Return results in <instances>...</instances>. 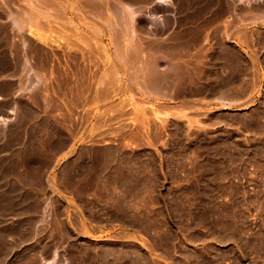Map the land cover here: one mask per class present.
<instances>
[{
	"label": "rangeland",
	"instance_id": "1",
	"mask_svg": "<svg viewBox=\"0 0 264 264\" xmlns=\"http://www.w3.org/2000/svg\"><path fill=\"white\" fill-rule=\"evenodd\" d=\"M24 1L0 16V264L54 251L67 264H264V0H99L103 17L35 2L47 16L31 31ZM127 3L141 7L137 64L135 42L112 39L111 9ZM25 61L40 76L26 89Z\"/></svg>",
	"mask_w": 264,
	"mask_h": 264
},
{
	"label": "bare ground",
	"instance_id": "2",
	"mask_svg": "<svg viewBox=\"0 0 264 264\" xmlns=\"http://www.w3.org/2000/svg\"><path fill=\"white\" fill-rule=\"evenodd\" d=\"M27 3H25V5L27 4V5H30L29 6V8H30V11H28L29 10V8H28V6H27V8H28V10H25V11H23L24 9H27L26 8V6H25V8L23 9V7H22V10H21V7L19 8L20 10H21V12H24V14H25V16L26 17H21V15L23 14H20V15H16L15 13H16V11H15V13H14V15H16V16H14L13 15V10H12V12H10V13H12L11 15H12V17H10V19L12 20V18L13 17H15L12 21L13 22H11L12 24H14L15 25V28H16V25H21L24 21L22 20V19H25V25H21V26H23L24 28H25V30H27L28 29V31H29V28L31 27V25L32 26H36L37 25V23H36V21H35V18L37 17V16H41V14H42V19L44 18V15L43 14H45V13H47V12H45L46 10H44V9H42V7H41V9L42 10H44V11H42L41 9H40V11H42V13L41 14H39V15H37L38 14V12H39V10H37V8L39 7L38 6V4H35V2H41V3H43V4H46V6L48 5V3L50 2L51 4L52 3H54V5H51L50 3V5H48L49 7L51 6V8H49L48 7V9H52V8H55V9H57L58 7H60L59 5H58V7H56L57 5L55 4V3H57L56 1H58V3L57 4H59L60 2H59V0H25ZM24 1V2H25ZM105 1V0H104ZM103 1V2H104ZM134 1V0H133ZM153 1V0H152ZM157 1V3L159 4V3H162V4H164V5H169V3H170V0H156ZM231 1V0H230ZM248 2H252V1H257V0H247ZM246 1V2H247ZM0 2H3V4H6V5H8V6H4L3 4H1L0 3V16H1V18H2V15H5V13H3V10H4V7H6V8H10L11 7V4H10V2H11V0H2V1H0ZM23 2V1H22ZM80 2V1H79ZM84 2V3H83ZM107 2V1H106ZM137 2V1H136ZM145 2V1H144ZM209 2H211V1H209ZM233 2V1H232ZM244 2V1H243ZM242 2V3H243ZM40 3V4H41ZM81 3H83L84 5H86L89 9H93L94 8V10H97V11H95L96 13H98L97 15L100 17H103V13H105V11H107V8L108 7H106V6H103V5H105L104 3H102L101 4V2L98 0H81ZM112 3V2H111ZM135 3V2H134ZM227 3V2H226ZM10 4V5H9ZM20 4V3H19ZM230 4V3H229ZM254 4V3H253ZM16 5V4H15ZM63 5V4H62ZM122 5H123V3H122ZM137 5V4H136ZM155 5V4H154ZM227 5V4H226ZM251 5H252V3H251ZM23 6V5H22ZM38 6V7H37ZM76 6V5H75ZM142 6V5H141ZM162 6V5H161ZM45 6L43 5V8H44ZM106 7V9H104V11H103V13H102V11L101 10H103V8H105ZM138 7V6H137ZM137 7H135V6H128V3H127V6H119V4H118V6L117 5H115V6H113L112 7V9H111V14H112V12H113V14L116 16V20L117 21H115V18H114V16L112 15V18H110L111 19V21H112V19L114 18V20H113V22L115 23L116 22V24H114L113 22H111V23H113L115 26H117V28L116 27H114V25H113V27L112 28H116L115 29V31H113V32H116L114 35H112L113 36V38L112 39H115V41L116 40H119V37L121 38L122 37V39H123V37L124 38H126L129 42H131L132 43V41L133 42H135L134 44H131L130 45V47L129 48H127V46H126V48H127V53H129V55H128V57L130 56L131 58H132V60H134V63L136 62V61H138V60H140L142 57V55H140V53H142L141 52V44H140V42H138V40H139V34H138V29H140L141 27H138L139 25V22H138V16H139V9L141 8H138L137 9ZM147 7V6H146ZM170 7V6H169ZM172 7V6H171ZM254 7V6H253ZM6 8H5V10H6ZM40 8V7H39ZM38 8V9H39ZM47 8V7H46ZM76 8V7H75ZM110 8V7H109ZM168 8V7H167ZM11 9H14V8H10V10ZM17 10V9H16ZM20 10H18L17 12H20ZM33 10H35L36 12H34ZM77 10H79V9H77ZM76 10V11H77ZM93 10V11H94ZM143 10V9H142ZM146 10V9H145ZM52 11V10H51ZM57 11H58V9H57ZM56 11V12H57ZM60 11V10H59ZM61 11H63V9H61ZM110 11V10H109ZM152 11V10H151ZM148 12V19H150V15L151 14H155L154 12ZM45 12V13H44ZM55 12V11H54ZM78 12V11H77ZM37 13V14H36ZM51 13V12H50ZM63 13V12H62ZM95 13V14H96ZM99 13H102V15L101 14H99ZM7 14V13H6ZM9 14V13H8ZM19 14V13H18ZM55 14H57V13H55ZM81 15V14H80ZM93 15V14H92ZM143 15V14H142ZM145 15V14H144ZM170 15V14H169ZM9 16V15H8ZM23 16V15H22ZM46 14H45V19H46ZM78 16V15H77ZM83 16V15H82ZM106 16V15H105ZM235 16V15H234ZM259 16V15H258ZM264 16V15H263ZM262 16V17H263ZM7 17V16H6ZM22 19H21V18ZM65 17V16H64ZM67 17V16H66ZM65 17V18H66ZM98 17V18H99ZM143 17H145V16H143ZM146 17V18H147ZM257 17V16H256ZM5 17H3V19H4ZM41 18H39L40 20H41ZM59 18V17H58ZM62 18V17H61ZM92 18V17H91ZM95 18V17H94ZM97 18V17H96ZM166 18L167 17H165V21H166ZM260 18V17H259ZM6 19V18H5ZM4 19V21L5 22H9V18L8 19H6V20H8V21H6ZM39 19H37L36 18V20L38 21ZM85 19V18H84ZM138 19V20H137ZM178 19V18H177ZM257 19V18H256ZM108 20V19H107ZM107 20H105L106 22H104L105 24L107 23ZM151 20V19H150ZM254 20V19H253ZM258 20V19H257ZM33 21H34V23H33ZM41 21H43V20H41ZM80 21H81V19H80ZM84 21V20H83ZM102 21V20H101ZM165 21H164V23L163 24H165ZM52 22V21H51ZM31 23H33V24H31ZM44 23V22H43ZM69 23V22H68ZM93 23H94V21H93ZM109 23V22H108ZM118 23V24H117ZM9 24V23H8ZM29 24H30V27L29 28H27V27H25V26H29ZM36 24V25H35ZM40 24V25H39ZM49 24V23H48ZM60 24V23H59ZM70 24V23H69ZM90 24H92L91 22H90ZM4 25H6V24H4ZM95 25V24H94ZM98 25V24H97ZM143 25V24H142ZM10 25H8V27H9ZM20 26V27H21ZM39 26H41L42 27V25H41V22L40 23H38V25L35 27V29L37 30V28H40ZM48 26V25H47ZM159 26V25H158ZM166 26V25H165ZM5 27V26H4ZM8 27H6V28H8ZM22 27V28H23ZM49 27V26H48ZM47 27V28H48ZM67 27V26H66ZM87 27V26H86ZM143 27H144V25H143ZM0 28H1V26H0ZM11 28V27H10ZM14 28V29H15ZM22 28H19V30H21ZM23 28V29H24ZM27 28V29H26ZM43 28V27H42ZM41 28V29H42ZM49 28H51V27H49ZM88 28H90V27H88ZM146 28V27H145ZM166 28V27H165ZM170 28V27H169ZM22 29V30H23ZM34 29V30H35ZM44 29V28H43ZM56 29H58V28H56ZM68 29H70V28H68ZM155 29V28H154ZM10 29L8 28V30H7V32L9 31ZM16 30V29H15ZM63 30V29H62ZM117 30V31H116ZM141 30V29H140ZM143 30H145V29H143ZM162 30V29H161ZM163 30H164V28H163ZM1 31H3L2 29H1ZM0 31V32H1ZM6 31V30H5ZM30 31H31V28H30ZM39 31V30H38ZM45 31V30H44ZM43 31V32H44ZM73 31V30H72ZM71 31V32H72ZM71 32H70V34H71ZM117 32H118V34L120 35V36H116V35H118L117 34ZM154 32V31H153ZM3 33V32H2ZM10 33V32H9ZM8 33V34H9ZM15 33V32H14ZM34 33V32H33ZM46 33H48V32H46ZM45 33V34H46ZM51 33V32H50ZM55 33V32H54ZM62 33H64V32H62ZM29 34H30V32H29ZM58 34V33H57ZM60 34V33H59ZM103 34V33H102ZM176 34H178V33H176ZM13 35V34H12ZM16 35V34H15ZM35 35V34H34ZM41 35H43V34H41ZM47 35V34H46ZM49 35V34H48ZM68 35H69V33H68ZM82 35V34H81ZM80 35V36H81ZM175 35V34H174ZM173 35V36H174ZM8 37H9V35H7ZM6 36V37H7ZM14 36V35H13ZM19 36V35H18ZM29 36V35H28ZM63 36V35H62ZM61 36V37H62ZM65 36V35H64ZM71 36V38H72V35H70ZM75 36V35H74ZM139 36V37H138ZM176 36V35H175ZM2 37V36H1ZM5 37V36H4ZM20 37V36H19ZM27 37V36H26ZM41 37V36H40ZM45 37V36H44ZM56 37V36H55ZM59 37V36H58ZM76 37V36H75ZM89 37V36H88ZM142 37V36H141ZM166 37H168V36H166ZM172 37V36H171ZM34 38V37H33ZM38 38H39V36H38ZM145 38V37H144ZM174 38V37H173ZM172 38V39H173ZM196 38V37H195ZM195 38H193V39H195ZM6 39H8V38H6ZM44 39V38H43ZM66 39V38H65ZM87 39V38H86ZM86 39L84 40V42L86 41ZM92 39V38H91ZM146 39V38H145ZM151 39V38H150ZM157 39H158V37H157ZM166 39V38H165ZM169 39V38H168ZM20 40V39H19ZM30 40V39H29ZM29 40H27V41H29ZM32 40V39H31ZM34 40H36V39H34ZM54 40H55V38H54ZM61 40V39H60ZM70 40V39H69ZM73 40V39H72ZM148 40V39H147ZM174 41H175V38L173 39ZM178 40H179V38H178ZM186 40V39H185ZM18 41V40H17ZM26 41V40H25ZM49 41V40H48ZM81 41V40H80ZM79 41V42H80ZM97 41V40H96ZM127 41V42H128ZM140 41V40H139ZM142 41V40H141ZM177 41V40H176ZM196 41H197V39H196ZM2 42V41H1ZM10 42H12V41H10ZM30 42V44L29 43H27V44H29V46H30V49H31V46L34 44L33 42V44L31 43V41H29ZM47 42V41H46ZM62 42V41H61ZM69 42V41H68ZM73 42H75V41H73ZM78 42V41H77ZM143 42V41H142ZM145 42H146V40H145ZM153 42V41H152ZM156 42V41H155ZM160 41H158V43H159ZM171 42V41H170ZM179 42V41H178ZM12 43H14V42H12ZM59 43V42H58ZM66 43V42H65ZM81 43V42H80ZM87 43V42H86ZM115 43H117V41L115 42ZM157 43V42H156ZM161 43V42H160ZM168 43V42H167ZM166 43V44H167ZM181 43H183V41L181 42ZM9 44V43H8ZM62 44V43H61ZM179 44V43H178ZM2 45V44H1ZM16 45V44H15ZM22 45V44H21ZM36 45V44H35ZM39 45V48H40V46H42V43H41V45L40 44H38ZM38 45H36L37 46V48H38ZM44 45V44H43ZM46 45H47V43H46ZM52 45V44H51ZM51 45H50V48H51ZM58 45V44H57ZM59 45H60V43H59ZM64 45V44H63ZM62 45V46H63ZM78 45V44H77ZM84 45H86V44H84ZM88 45V44H87ZM102 45V44H101ZM119 45V44H118ZM122 45V44H121ZM124 45V44H123ZM156 45H158V44H156ZM169 45V44H168ZM12 46H14V45H12ZM48 46V45H47ZM52 46H54V45H52ZM73 46H75V48H76V45L74 44ZM81 46H82V44H81ZM89 46V45H88ZM97 46V45H96ZM116 46H117V44H116ZM186 46H184V48H185ZM3 48H4V46H3ZM5 48H6V46H5ZM9 48H10V46H9ZM18 48V46L16 45V49ZM45 48H46V46H45ZM71 48H72V46H71ZM98 48H100V46H98ZM120 48H121V46H120ZM122 48H123V46H122ZM161 48H162V46H161ZM163 48H164V45H163ZM166 48H168L167 46H166ZM172 48H173V46H172ZM175 48H176V46H175ZM19 49V48H18ZM17 49V50H18ZM28 49V48H27ZM29 49V50H30ZM41 49V48H40ZM40 49H38V50H40ZM49 49V48H48ZM52 49H54V48H52ZM70 49V48H69ZM82 49V48H81ZM103 49V48H102ZM178 49H180L179 48V46H177V51H180V50H178ZM33 51H34V49H32ZM42 50V49H41ZM80 50V49H79ZM94 50V49H93ZM116 50V52H120V53H122V51L123 50H121V49H119V46H117V48L115 49ZM155 50V49H154ZM162 50V49H161ZM15 51V50H14ZM28 51V50H27ZM32 51V52H33ZM37 51V50H36ZM63 51H64V49H63ZM67 51H69V50H67ZM72 51H74V50H72ZM99 51V50H98ZM103 51V50H102ZM142 51H144V50H142ZM164 51H166V50H164ZM171 51H172V49H171ZM184 51V50H183ZM7 52V51H6ZM11 52V51H10ZM42 52V51H41ZM78 52V51H77ZM80 52V51H79ZM85 52V51H84ZM104 52V51H103ZM150 52V51H149ZM156 52V51H155ZM162 52V51H161ZM173 52V51H172ZM175 52V51H174ZM38 53V52H37ZM60 53V52H59ZM58 53V54H59ZM64 53V52H63ZM69 53V52H68ZM74 53V52H73ZM144 53H146V52H144ZM183 53V52H182ZM29 54V53H28ZM41 54V53H40ZM48 54H49V52H48ZM56 54V53H55ZM66 54V53H65ZM78 54V53H77ZM83 54V53H82ZM123 54V53H122ZM143 54V53H142ZM157 55H158V53H156ZM161 54H163V53H161ZM9 55V54H8ZM39 55V54H38ZM46 55V54H45ZM79 55V54H78ZM119 55V54H118ZM157 55H155V56H157ZM181 55V54H180ZM183 55H184V53H183ZM11 56V55H10ZM34 56V55H33ZM41 56V55H40ZM62 56V55H61ZM66 56V55H65ZM64 56V57H65ZM71 56V55H70ZM73 56V55H72ZM74 56H76V52H75V55ZM89 56V55H88ZM158 56H160V55H158ZM162 56V55H161ZM168 56V55H167ZM169 56H170V54H169ZM7 57V56H6ZM5 57V58H6ZM36 57V56H35ZM35 57H34V61H35ZM56 57V56H55ZM59 57V56H58ZM63 57V56H62ZM118 57H120V56H118ZM123 57V56H122ZM129 57V58H130ZM163 57H165V56H163ZM162 57V58H163ZM178 57H180V56H178ZM20 58V57H19ZM48 58H50V57H48ZM77 58V57H76ZM79 58V57H78ZM77 58V59H78ZM95 58H97V57H95ZM140 58V59H139ZM145 58V57H144ZM157 58V57H156ZM154 56H151L150 55V57L148 56V62H149V64H151V65H147L148 66V69H150V71L152 72V71H154V69L155 68H158V67H152V64L154 65V66H156L157 65V63H156V65L154 64L155 62H156V60L157 59H159V58H157L156 59ZM13 59V58H12ZM15 59V58H14ZM21 59V58H20ZM40 59H41V57H40ZM66 59V58H65ZM76 59V60H77ZM83 59H84V57H83ZM163 59H166V58H163ZM170 59V58H169ZM176 59V58H175ZM27 60V59H26ZM60 60V59H59ZM68 60H70V59H68ZM71 60H72V58H71ZM85 60V59H84ZM89 60V59H88ZM87 60V61H88ZM120 60V59H119ZM131 60V59H130ZM131 60V61H132ZM142 60V59H141ZM162 60V59H161ZM174 60V59H173ZM173 60H172V62H173ZM176 60H178V59H176ZM175 60V61H176ZM179 60H181V59H179ZM13 61V60H12ZM18 61V60H17ZM32 61V60H31ZM39 61V60H38ZM37 61V62H38ZM46 61V60H45ZM62 61V60H61ZM65 61V60H64ZM126 61V60H125ZM129 61V60H128ZM127 61V62H128ZM130 61V62H131ZM165 61H167V60H165ZM0 62H2L1 60H0ZM20 62V61H19ZM21 62H22V59H21ZM56 62V61H55ZM72 62V61H71ZM90 62V61H89ZM93 62V61H92ZM139 62H144V61H139ZM146 62L147 61H145L144 63L146 64ZM183 62V61H182ZM186 61H184V63H185ZM11 63V62H10ZM26 63H28V62H26L25 61V65H24V67H25V81L27 82V84H26V86H25V89H26V87H28V85L30 86H32V85H34L35 86V84H36V82L35 81H38L39 80V78H40V76H38V75H36V74H34V72H36V71H34V72H32L33 70H31L30 69V65L32 64V63H30L29 65L28 64H26ZM35 63V62H34ZM42 63H44V61H42ZM46 63H47V61H46ZM57 63V62H56ZM121 64H122V62H120ZM158 63H159V60H158ZM171 63V62H170ZM169 63V64H170ZM176 63V62H175ZM174 63V64H175ZM16 63H14V65H15ZM20 64V63H19ZM18 64V65H19ZM52 64H54V63H52ZM127 64V63H126ZM126 64H125V66H126ZM135 64H137V62L135 63ZM148 64V63H147ZM163 64V63H162ZM173 64V63H172ZM181 64V63H180ZM6 65H8V64H6ZM21 65V64H20ZM37 65H39L38 63H37ZM56 65V64H55ZM58 65V64H57ZM66 65V64H65ZM3 66V65H2ZM12 66V65H11ZM40 66H41V64H40ZM52 66H54V65H52ZM133 66V65H132ZM141 66V65H140ZM144 67H145V65H143ZM146 66V67H147ZM151 68H150V67ZM158 66V65H157ZM170 66H172V65H170ZM169 66V67H170ZM174 66V65H173ZM185 66V65H184ZM10 67V66H9ZM37 67V66H36ZM35 67V68H36ZM55 67V66H54ZM2 68V67H1ZM18 68H20V67H18ZM32 68V67H31ZM69 68V67H68ZM112 68H113V66H112ZM129 68H131V66L129 67ZM128 68V69H129ZM134 68V67H133ZM138 68H140V67H138ZM138 68H136V69H138ZM143 68V67H142ZM152 68H154L153 70H152ZM171 68V67H170ZM178 68V67H177ZM182 68V67H181ZM37 69H38V67H37ZM100 69V68H99ZM98 69V70H99ZM115 69V68H114ZM135 69V68H134ZM134 69L133 70H131V72L132 71H134ZM144 69V68H143ZM165 69H167L166 67H165ZM169 69V68H168ZM7 70V69H6ZM14 70V69H13ZM22 70V69H21ZM142 70V69H141ZM146 70V69H145ZM159 70V69H158ZM162 70V69H161ZM180 70V69H179ZM3 71V70H2ZM55 71V70H54ZM54 71H52V72H54ZM117 71V70H116ZM137 71V70H136ZM146 71H149V70H146ZM149 71V72H150ZM157 71V70H156ZM163 71V70H162ZM161 71V72H162ZM13 72H15V71H13ZM42 72V71H41ZM67 72V71H66ZM91 72V71H90ZM98 72V71H97ZM159 72V71H158ZM45 73V72H44ZM47 73V72H46ZM70 73V72H69ZM140 73V72H139ZM155 73V72H154ZM163 73V72H162ZM15 74H17V73H15ZM97 74V73H96ZM129 74H131L130 72H129ZM142 74H144V73H142ZM141 74V75H142ZM147 74V73H146ZM166 74V73H165ZM172 74V73H171ZM13 75V74H12ZM40 75V74H39ZM98 75V74H97ZM133 75V74H132ZM138 75V74H137ZM137 75H135L133 78H134V80L133 81H136V84H137V79H138V77L139 78H141V75H139V76H137ZM150 75H153V74H151L150 73ZM155 75V74H154ZM153 75V77H156V76H159L160 74L158 73V75H156V76H154ZM163 75V74H162ZM162 75H160L161 76V79L163 78L162 77ZM91 76H92V74H91ZM95 76V75H94ZM166 76V75H165ZM168 76H170V75H168ZM168 76L167 77H165V78H168ZM103 77V76H102ZM130 77H132L131 75H130ZM144 77H145V75H144ZM148 77H150V79H148L149 80V82H152V80L153 79H151V76H148ZM174 77H176V76H174ZM21 78H23V77H21ZM104 78V77H103ZM145 78H147V77H145ZM144 78V79H145ZM171 78V77H170ZM53 79V78H52ZM48 80V79H47ZM131 80V79H130ZM141 80V79H140ZM139 80V81H140ZM154 80H157V78L155 79L154 78ZM166 80V79H165ZM174 80V79H173ZM95 81V80H94ZM100 81V80H99ZM132 81V80H131ZM147 80H145V82H146ZM162 81H164V80H162ZM170 81V80H169ZM168 81V82H169ZM25 82V83H26ZM39 82H42V81H39ZM148 82V81H147ZM153 82H155L156 83V81H153ZM161 82V81H160ZM166 82H167V80H166ZM165 82V83H166ZM177 82V81H176ZM99 83V82H98ZM118 83V82H117ZM154 83V84H155ZM158 83H159V79H158ZM163 83V82H162ZM162 83H160V84H162ZM164 83V84H165ZM174 83V82H173ZM43 84V83H42ZM135 84V85H136ZM140 84H141V82H140ZM143 84V83H142ZM148 84V83H147ZM163 84V85H164ZM172 84V83H171ZM178 84V83H177ZM39 85V84H38ZM107 86H108V83L106 84ZM149 86L151 85L152 86V84H148ZM158 85V84H157ZM162 85V86H163ZM167 85H169V84H167ZM8 86V85H7ZM30 86V87H31ZM42 86V85H41ZM40 86V87H41ZM140 86V85H139ZM145 86V85H144ZM156 86V85H155ZM162 86H161V88H160V86H159V90L162 92ZM172 86V85H171ZM178 86V85H177ZM10 87V86H9ZM48 87V86H47ZM117 87V86H116ZM143 87V86H142ZM148 87V86H147ZM157 88H158V86H156ZM164 87V86H163ZM168 87V86H167ZM173 87V86H172ZM43 88V87H42ZM112 88V87H111ZM111 88H110V91H111ZM136 88H137V86H136ZM115 89V88H114ZM145 89V88H144ZM151 89H153V88H151ZM170 89V88H169ZM10 90V89H9ZM108 90V89H107ZM155 90V89H154ZM167 90V89H166ZM109 91V90H108ZM143 91V90H142ZM164 91V93L165 94H167L166 93V91L165 90H163ZM7 92V91H6ZM31 92V91H30ZM100 92V91H99ZM105 92V91H104ZM112 92V91H111ZM118 92V91H117ZM152 92H154V91H152ZM158 92V91H157ZM169 92H170V90H169ZM169 92H168V94H169ZM171 92H172V90H171ZM175 92V91H174ZM35 93V92H34ZM163 93V94H164ZM171 94V93H170ZM104 95V94H103ZM98 96V95H97ZM101 96V95H100ZM106 96V95H105ZM103 97V96H102ZM104 98H106V97H104ZM96 100V99H95ZM120 103H121V101H120ZM124 103H125V101H124ZM119 104V103H118ZM123 105V104H122ZM114 106V105H113ZM117 106H119V105H117ZM116 107V106H115ZM125 108V107H124ZM120 109V108H119ZM122 109V108H121ZM1 110V109H0ZM124 114V113H123ZM6 122V120L3 118H1L0 117V124H4ZM1 176V175H0ZM5 180V179H4ZM3 182V181H2ZM4 185H6V184H4ZM5 189V188H4ZM9 193V192H8ZM6 196V195H5ZM9 197V196H8ZM13 197V196H12ZM7 208V207H6ZM11 209V208H10ZM1 210V209H0ZM1 215H2V213H1ZM5 227V226H4ZM23 228V227H22ZM26 228V227H25ZM10 229V228H9ZM6 230V229H5ZM8 232V231H7ZM1 233V232H0ZM3 233H4V231H3ZM2 233V234H3ZM1 234V235H2ZM4 235H5V233H4ZM3 236V235H2ZM2 238H4V236L2 237ZM7 239V238H6ZM1 240H3V239H1L0 238V244H2V242H1ZM4 245H6V243L4 244ZM48 245V244H47ZM52 245H54V244H52ZM1 246V245H0ZM45 246V245H44ZM51 246V245H50ZM3 247V246H2ZM5 248V247H4ZM56 249V248H55ZM54 249V250H55ZM44 251V250H43ZM41 252V251H40ZM57 251H54V252H52L53 254V256H52V258L50 259V260H48V261H46V263L45 264H67L66 263V261L64 260V258H61V259H63L62 261H59V260H61V259H59L58 257H57V253H56ZM61 256V255H60ZM59 256V257H60ZM40 257V256H39ZM44 258V257H43ZM44 262V261H43ZM39 264V263H38Z\"/></svg>",
	"mask_w": 264,
	"mask_h": 264
},
{
	"label": "clouds",
	"instance_id": "3",
	"mask_svg": "<svg viewBox=\"0 0 264 264\" xmlns=\"http://www.w3.org/2000/svg\"><path fill=\"white\" fill-rule=\"evenodd\" d=\"M164 14H151L150 19H151V25H155L156 23L163 24L164 19H163Z\"/></svg>",
	"mask_w": 264,
	"mask_h": 264
},
{
	"label": "crops",
	"instance_id": "4",
	"mask_svg": "<svg viewBox=\"0 0 264 264\" xmlns=\"http://www.w3.org/2000/svg\"><path fill=\"white\" fill-rule=\"evenodd\" d=\"M243 1H246V0H243ZM175 2H177V1L170 0V3H172V4H174ZM181 2H190V0H181ZM197 2H200V1H197Z\"/></svg>",
	"mask_w": 264,
	"mask_h": 264
}]
</instances>
